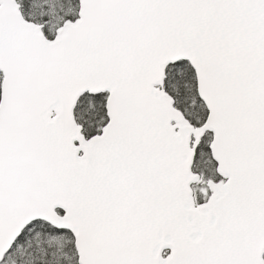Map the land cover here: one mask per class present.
<instances>
[{"label":"snow or ice","instance_id":"obj_1","mask_svg":"<svg viewBox=\"0 0 264 264\" xmlns=\"http://www.w3.org/2000/svg\"><path fill=\"white\" fill-rule=\"evenodd\" d=\"M0 264H264V0H0Z\"/></svg>","mask_w":264,"mask_h":264}]
</instances>
